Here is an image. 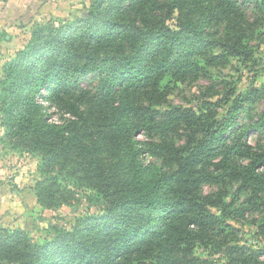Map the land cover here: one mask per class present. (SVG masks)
Listing matches in <instances>:
<instances>
[{
    "label": "trees",
    "instance_id": "obj_1",
    "mask_svg": "<svg viewBox=\"0 0 264 264\" xmlns=\"http://www.w3.org/2000/svg\"><path fill=\"white\" fill-rule=\"evenodd\" d=\"M263 26L264 0H92L72 22L36 23L0 78L6 143L39 159L41 204L70 200L52 175L60 166L103 208L42 242L0 229V264H209L196 247L221 250L234 238L227 220L246 210L242 194L248 203L264 191V143L248 139L264 136V83L229 92L223 112L210 101L163 105L171 82L250 62ZM253 101L262 110L240 123ZM50 107L69 117L51 121ZM224 246L225 264H264V247Z\"/></svg>",
    "mask_w": 264,
    "mask_h": 264
},
{
    "label": "rangeland",
    "instance_id": "obj_2",
    "mask_svg": "<svg viewBox=\"0 0 264 264\" xmlns=\"http://www.w3.org/2000/svg\"><path fill=\"white\" fill-rule=\"evenodd\" d=\"M92 0H0V78L7 61L23 49L30 40L34 25L72 22L84 16ZM171 23V22H169ZM253 55L248 63L238 58H228L209 68L207 74L187 81L171 82L167 102L163 108L189 106L199 108L205 101L216 102L219 111L223 112L224 103L229 92H246L264 83V26L262 35L252 40ZM216 52V50H215ZM169 81L167 78L164 83ZM85 88L95 84L90 77L81 79ZM93 86L90 87V89ZM261 101L246 104L241 114L240 123H247L250 117H256L262 110ZM213 108V105L210 104ZM50 120L62 122L69 117L63 110L55 107L47 109ZM1 117V113H0ZM144 139L142 134L137 136ZM251 145L264 143V136L256 131H248ZM182 142V140H180ZM146 161L159 163L160 160L146 155ZM37 156L13 148L6 143L4 128L0 118V229L23 230L34 241L42 242L57 234L60 229H71L77 218L101 212L103 203L92 189L86 187L79 176L69 172V168L58 166L52 172L57 184L70 200L61 205L47 207L37 197V183L42 178L38 169ZM237 183L228 184L225 189L233 193ZM214 185H204L205 193L217 191ZM249 194H242L241 200L246 205L243 216L229 218L227 221L234 227L222 249L218 247L197 246L196 255L209 264H225L226 246H244L249 250L264 247V232L260 224L264 221V191L250 201ZM219 240V239H218ZM264 261V255L260 257Z\"/></svg>",
    "mask_w": 264,
    "mask_h": 264
}]
</instances>
